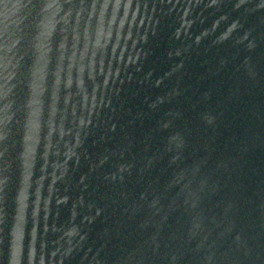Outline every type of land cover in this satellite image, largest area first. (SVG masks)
<instances>
[{
    "label": "water",
    "instance_id": "obj_1",
    "mask_svg": "<svg viewBox=\"0 0 264 264\" xmlns=\"http://www.w3.org/2000/svg\"><path fill=\"white\" fill-rule=\"evenodd\" d=\"M0 264H264V0H0Z\"/></svg>",
    "mask_w": 264,
    "mask_h": 264
}]
</instances>
